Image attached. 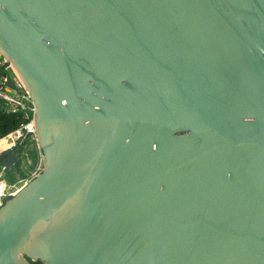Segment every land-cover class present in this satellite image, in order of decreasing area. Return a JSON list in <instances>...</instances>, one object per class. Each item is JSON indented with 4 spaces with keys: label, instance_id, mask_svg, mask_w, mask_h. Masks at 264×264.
Returning a JSON list of instances; mask_svg holds the SVG:
<instances>
[{
    "label": "water",
    "instance_id": "95a60500",
    "mask_svg": "<svg viewBox=\"0 0 264 264\" xmlns=\"http://www.w3.org/2000/svg\"><path fill=\"white\" fill-rule=\"evenodd\" d=\"M0 57L42 166L0 264H264V0H0Z\"/></svg>",
    "mask_w": 264,
    "mask_h": 264
},
{
    "label": "built area",
    "instance_id": "2783aa9c",
    "mask_svg": "<svg viewBox=\"0 0 264 264\" xmlns=\"http://www.w3.org/2000/svg\"><path fill=\"white\" fill-rule=\"evenodd\" d=\"M11 79L16 89H11L7 86L8 80ZM0 102L3 104L6 111L12 114H21L23 122L19 127L0 138V153L14 149L17 146L23 144L26 140L29 142H35V126H34V107L30 100V97L25 90L24 86L14 73L11 66L6 63L4 59L0 57ZM17 149V148H16ZM22 164L29 165L30 161L24 157V154H19ZM41 161L39 159L36 167L30 172V179L18 180L19 183H23L21 187L16 183L8 185L3 179V173L5 170L0 169V206L3 203L13 197L19 192V190L26 185V183L34 178L41 170Z\"/></svg>",
    "mask_w": 264,
    "mask_h": 264
},
{
    "label": "trees",
    "instance_id": "16d2710c",
    "mask_svg": "<svg viewBox=\"0 0 264 264\" xmlns=\"http://www.w3.org/2000/svg\"><path fill=\"white\" fill-rule=\"evenodd\" d=\"M23 122L21 114H12L5 110L0 102V138L5 137L15 131ZM19 154H24V157L30 161L29 165L22 164L20 158L18 164L10 171L4 172L3 179L8 185L15 184L18 180L30 179V172L36 167L39 161V151L36 148L35 142L26 140L23 144L16 147ZM29 264H38L29 261Z\"/></svg>",
    "mask_w": 264,
    "mask_h": 264
},
{
    "label": "rangeland",
    "instance_id": "374dc122",
    "mask_svg": "<svg viewBox=\"0 0 264 264\" xmlns=\"http://www.w3.org/2000/svg\"><path fill=\"white\" fill-rule=\"evenodd\" d=\"M2 176L4 177V173H3ZM16 185L19 186V187H21V186L23 185V183H19V182L17 181V182H16Z\"/></svg>",
    "mask_w": 264,
    "mask_h": 264
}]
</instances>
